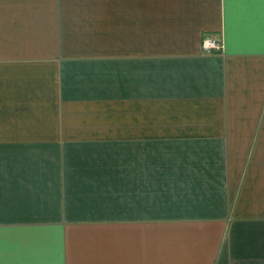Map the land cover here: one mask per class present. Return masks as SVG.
I'll return each instance as SVG.
<instances>
[{"label": "crops", "instance_id": "1", "mask_svg": "<svg viewBox=\"0 0 264 264\" xmlns=\"http://www.w3.org/2000/svg\"><path fill=\"white\" fill-rule=\"evenodd\" d=\"M98 1L0 0V264H264V0Z\"/></svg>", "mask_w": 264, "mask_h": 264}, {"label": "rangeland", "instance_id": "2", "mask_svg": "<svg viewBox=\"0 0 264 264\" xmlns=\"http://www.w3.org/2000/svg\"><path fill=\"white\" fill-rule=\"evenodd\" d=\"M67 1L70 2L71 0H67ZM94 1L99 2L98 0H72V4L69 6L68 11L76 12L77 9L81 6V4H86L88 6H91L92 7L91 13L90 14L86 13L84 16H87L89 18L88 24H90L91 26H94V21H95V19H94L95 2ZM86 12H87V10H86ZM89 30H90V28H89ZM92 30H94V29H92ZM215 42L217 43L216 40H215ZM219 45H221V43ZM103 48L109 49V48H111V46L109 44H103ZM2 82H4V83L7 82V77L5 74H4V78H0V83H2ZM91 83L94 85V82H91ZM93 85H91V86H93ZM0 93L2 94V96H0V101L6 102L8 99H7L5 94L8 93V88H5V87L0 88ZM115 148H118V152L119 151H123V152L126 151L125 146H122V147L119 146V147H115ZM103 175L106 176L107 174H103ZM125 175L126 174L125 173L123 174V172H120L119 174H117V176H119L118 196L116 195V192L114 190L113 191L108 190L107 193L103 196V199H102L103 203L101 205H102V208L104 209L105 213H109V214L114 215V210L117 211V207H118L119 212H122L123 209L126 211V209L128 207L130 208V211H133V212H143L145 210V211H151V213L154 215H157L162 210L168 211V213L175 212V205L173 204V202L175 200V196L172 195V197L168 199V194L165 191L166 190L165 188L168 186L159 185L160 189H162V190H159L157 188L156 184H160V183H151L152 187L154 184L156 185L150 189L151 204L143 205L140 198L134 196L132 194V191H129L130 189L127 190L122 185V181L124 182L125 185H126V183H128L127 181H125V178H124ZM156 175L157 174H154V173L151 174V176H156ZM113 176H114V173H113ZM104 178H106V177H104ZM132 183H135V182H132ZM132 183L130 185L128 184L127 187L133 188L134 185ZM164 183H166V182H164ZM166 184L172 185L173 182H169ZM162 191H163L162 195L156 196L157 194H159V192H162ZM170 191L174 192L172 189ZM130 194L133 195V197ZM116 196H117V198H116ZM167 200L169 202H166ZM158 202H161V203H158ZM163 202H166V203H163ZM115 207H116V209H115ZM78 209H80V210L84 209L87 211L91 210L90 207H82V206H78Z\"/></svg>", "mask_w": 264, "mask_h": 264}, {"label": "built area", "instance_id": "3", "mask_svg": "<svg viewBox=\"0 0 264 264\" xmlns=\"http://www.w3.org/2000/svg\"><path fill=\"white\" fill-rule=\"evenodd\" d=\"M210 37H205L202 43V48H204V50H210L212 48H219L220 45L218 43L215 42L214 39H212Z\"/></svg>", "mask_w": 264, "mask_h": 264}]
</instances>
